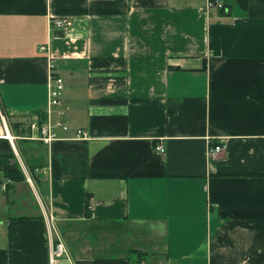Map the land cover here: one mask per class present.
Listing matches in <instances>:
<instances>
[{
  "label": "crops",
  "instance_id": "obj_1",
  "mask_svg": "<svg viewBox=\"0 0 264 264\" xmlns=\"http://www.w3.org/2000/svg\"><path fill=\"white\" fill-rule=\"evenodd\" d=\"M207 1L0 0V264H264V0Z\"/></svg>",
  "mask_w": 264,
  "mask_h": 264
},
{
  "label": "built area",
  "instance_id": "obj_2",
  "mask_svg": "<svg viewBox=\"0 0 264 264\" xmlns=\"http://www.w3.org/2000/svg\"><path fill=\"white\" fill-rule=\"evenodd\" d=\"M208 7H219L224 8V4L221 0H208ZM71 24L70 20H66V18L55 17L50 18L49 26L57 28H64ZM41 50H48V45L43 44L40 46ZM54 63L52 59L49 61V70H50V83L48 85V98L46 102V106L44 108L45 118L43 120L39 119L37 116L35 119L29 122V128L33 132L36 130L37 133L32 134V138L42 141L43 143H50L53 140L63 138L61 132L70 131V126L66 119L64 118V111L61 109V95L64 88L63 79L60 76H57L54 71ZM0 125L3 131H0V137L8 138L12 140V136L9 133V129L7 127V121L5 119L4 114L0 112ZM76 138H88L89 133L82 129L76 128L74 129L73 135ZM224 149V145L222 143L212 144L211 142H207L206 145V155L209 158H215L218 156L220 152ZM155 150L157 152L163 153L165 147L162 142H158L155 144ZM65 247L63 243L58 240L52 244V254L51 261H55V257L62 255L65 252Z\"/></svg>",
  "mask_w": 264,
  "mask_h": 264
},
{
  "label": "trees",
  "instance_id": "obj_3",
  "mask_svg": "<svg viewBox=\"0 0 264 264\" xmlns=\"http://www.w3.org/2000/svg\"><path fill=\"white\" fill-rule=\"evenodd\" d=\"M225 9V8H224ZM24 122L23 121H13V122H11V125L13 124V125H15L16 127H20L22 124H23ZM7 172H9L10 173V171H7ZM11 173H14V175H17V172L14 170V171H12ZM5 174H6V172H5ZM16 179H21L19 176H16L15 177ZM90 215H91V213H90V210H89V208L87 207V210H86V216L87 217H90Z\"/></svg>",
  "mask_w": 264,
  "mask_h": 264
}]
</instances>
